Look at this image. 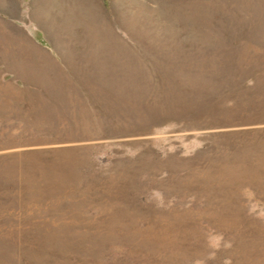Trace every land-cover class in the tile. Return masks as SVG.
Here are the masks:
<instances>
[{
	"label": "rangeland",
	"instance_id": "374dc122",
	"mask_svg": "<svg viewBox=\"0 0 264 264\" xmlns=\"http://www.w3.org/2000/svg\"><path fill=\"white\" fill-rule=\"evenodd\" d=\"M85 3L0 16V264H264V0ZM44 45L82 70L28 86Z\"/></svg>",
	"mask_w": 264,
	"mask_h": 264
},
{
	"label": "crops",
	"instance_id": "0c3cea01",
	"mask_svg": "<svg viewBox=\"0 0 264 264\" xmlns=\"http://www.w3.org/2000/svg\"><path fill=\"white\" fill-rule=\"evenodd\" d=\"M84 1L88 6L89 0H0V16L17 29L28 33L29 38H64L68 37L66 28H69L72 21L71 15L76 12L74 8H81ZM13 51H16L17 56L13 61L18 66L24 63L27 70H35L32 82L27 83L33 88L51 87L54 85L52 80L66 77L63 67L73 65L74 72L76 65H79L76 66L77 70H82L80 65L86 62L79 54H76L78 57L75 59L66 58L65 55L72 52L67 53V48L57 46L17 47Z\"/></svg>",
	"mask_w": 264,
	"mask_h": 264
}]
</instances>
